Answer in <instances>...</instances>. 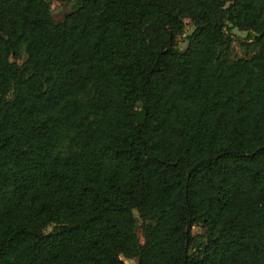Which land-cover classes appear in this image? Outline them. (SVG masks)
Wrapping results in <instances>:
<instances>
[{
    "label": "trees",
    "instance_id": "obj_1",
    "mask_svg": "<svg viewBox=\"0 0 264 264\" xmlns=\"http://www.w3.org/2000/svg\"><path fill=\"white\" fill-rule=\"evenodd\" d=\"M51 1L0 0V264H264V0Z\"/></svg>",
    "mask_w": 264,
    "mask_h": 264
},
{
    "label": "rangeland",
    "instance_id": "obj_2",
    "mask_svg": "<svg viewBox=\"0 0 264 264\" xmlns=\"http://www.w3.org/2000/svg\"><path fill=\"white\" fill-rule=\"evenodd\" d=\"M52 12L55 21H62L65 16L77 5V0H52ZM187 29L185 34L178 37V43L181 48H184L187 45V39L186 35L190 33L193 30V25L191 24L190 20H186ZM233 37H234V43H233V54L235 57H242L247 55V49L245 46V42L247 41V34L246 32L239 31L237 29L233 30ZM51 228H49L47 231H49ZM201 227H194L193 232L198 233L201 232ZM138 233L140 235L141 240L143 241L142 232L141 229L138 230ZM127 264H137L136 259H125Z\"/></svg>",
    "mask_w": 264,
    "mask_h": 264
}]
</instances>
